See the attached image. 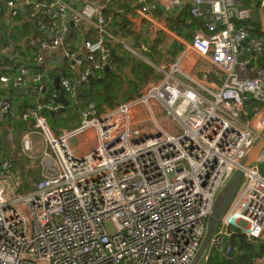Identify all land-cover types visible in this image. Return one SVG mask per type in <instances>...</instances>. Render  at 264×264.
Instances as JSON below:
<instances>
[{"label":"built area","instance_id":"built-area-1","mask_svg":"<svg viewBox=\"0 0 264 264\" xmlns=\"http://www.w3.org/2000/svg\"><path fill=\"white\" fill-rule=\"evenodd\" d=\"M139 2L137 12L182 43L181 52L155 65L148 46L118 40L161 74L141 95L100 113L89 104L81 125L61 135L50 129L41 107L23 115L34 127L22 134L21 147L25 155L40 149V174L20 190L13 164L0 159V264H191L218 193L261 137L264 65L253 56L263 55L264 42L252 36L248 20L264 26L262 7L254 0H176L202 20L184 41L153 20L158 1ZM109 4L5 0L13 17L31 9L41 29L53 31L51 41L41 42L44 49L64 44L71 20L78 31L95 30L98 37L84 38L81 52H66L76 71L88 63L79 83L114 67ZM29 73L28 66L1 73L0 84L23 85ZM35 75L36 82L44 79ZM61 84L75 94L72 77ZM10 109L1 97L0 112ZM85 134L79 151L73 140ZM263 163L264 149L243 168L200 264H208L212 250L230 258L238 248L231 241L236 228L248 239L264 237Z\"/></svg>","mask_w":264,"mask_h":264},{"label":"crops","instance_id":"crops-1","mask_svg":"<svg viewBox=\"0 0 264 264\" xmlns=\"http://www.w3.org/2000/svg\"><path fill=\"white\" fill-rule=\"evenodd\" d=\"M69 1L73 8H80L86 3H110L108 29L111 36L107 38V45L114 57V67H111L108 72L103 71L101 73V76L106 73L105 83L99 80H94L99 84L94 83L92 85L88 84L89 81L87 83L78 82L82 93L75 90V94L70 95L65 91L67 99L71 103L65 111L51 114L48 111L51 110L50 107L62 105L53 100L45 99L46 94L57 95L59 93L56 88V80L60 76V85L62 86L61 79L63 77L69 76L68 74H78V71L71 67L73 60L66 54L67 50L81 52L84 38L95 40L98 36L94 29L80 27L79 31H73L74 34H71L69 38L65 35L63 45L44 49L41 42L43 40L51 41L53 36L52 34L48 36L44 29H41L39 19L34 17V11L26 8L25 13L13 17L10 9L5 5V0H0V74H17L21 66L30 68L28 79L23 85L0 84V98L8 100L11 108L8 115L0 112V148L2 149L0 159L8 160L13 164L14 178L20 182V190L25 188L24 185L29 186L40 174L38 169L33 170L28 165V162H32L34 167L37 166L36 160L32 161L27 156L28 160L23 158L21 155L22 147L16 156L14 153L16 148L19 149L20 147L19 140L21 141L22 134L34 127V119H23L25 113L41 107L39 113L45 118L50 129L56 135H61L81 125V113L89 104L93 103L98 113L112 109L122 102L141 95L151 82L161 78V74L155 71L152 64L127 51L123 43L118 40L138 49L145 45L148 46L147 57L155 65H167L175 61L183 47V44L177 39L157 27L155 23L145 20L137 12L138 7L141 6L139 0ZM150 1L159 2V9L152 13L153 20L184 41L191 40L193 31L202 25V20L191 15L189 4H175L176 0H147L148 3ZM38 54L42 55L41 61L34 60ZM86 65L88 63L79 65L82 66L80 72L85 70ZM145 65L150 69L146 79ZM36 73L43 74L44 79L36 82L34 80ZM73 82L77 85L74 78ZM135 82L136 90L131 89ZM41 86L45 88L44 91L40 90ZM49 118L66 119L67 125L52 126L49 123ZM5 134H7V142L1 137ZM13 135L15 138L12 137ZM86 135H80L77 141L73 140V146L77 150L80 151L81 144L88 140ZM236 240L240 239L238 237L231 238V241L235 242L239 249ZM260 240L264 241V237ZM228 260L231 262L229 263ZM227 263L238 264L233 256L227 259Z\"/></svg>","mask_w":264,"mask_h":264},{"label":"water","instance_id":"water-1","mask_svg":"<svg viewBox=\"0 0 264 264\" xmlns=\"http://www.w3.org/2000/svg\"><path fill=\"white\" fill-rule=\"evenodd\" d=\"M262 12H263V19H264V2L262 5ZM35 26V25H34ZM73 31H77V28H75L73 20L70 21V30L67 32L66 37L69 38ZM110 69L109 66H106L104 69L105 72H108ZM70 77H73L75 82H77V85L75 86V90L78 91V93L81 92L79 88L78 82L81 80V74L80 70L78 69V74H68ZM66 76V75H65ZM105 77L106 73H104L102 76L94 77L89 76V81L99 80L103 83H105ZM60 78L61 76L56 80V88L58 89L59 93L57 95L52 94H46L45 99H50L55 102L60 103L62 106H59L58 109L55 110H48L51 114H57L60 111H65V109L69 106L71 101L67 99L65 89L60 85ZM43 91L45 88L42 89ZM82 93V92H81ZM46 109V108H44ZM48 109V108H47ZM264 149V132L262 133L259 140L255 143V145L252 147V149L245 155V157L240 161V166L234 171L231 179L228 181V183L223 187V189L218 193L215 202L213 204V208L211 213L209 214V217L207 219V227L206 232L203 237V240L201 242V245L196 252L191 264H199V262L202 261L203 257L205 256L206 252L208 251L209 244L211 242V239L213 237V234L218 226V224L221 222L223 217L228 212L232 201L238 191V187L240 185V182L243 177V168L248 167L249 165L255 163L257 159L259 158L260 154L262 153ZM232 237H238L242 240V235L240 233H234ZM230 263L231 260H228Z\"/></svg>","mask_w":264,"mask_h":264},{"label":"trees","instance_id":"trees-1","mask_svg":"<svg viewBox=\"0 0 264 264\" xmlns=\"http://www.w3.org/2000/svg\"><path fill=\"white\" fill-rule=\"evenodd\" d=\"M263 1L264 0H256V2H255V0H254L255 7L260 9ZM248 22L251 25L250 32H251L252 36L255 37V38L261 39L264 42V26H263V24L261 22H251L250 20H248ZM44 31H45V33L48 36L49 35L51 36V34L53 36V34H54L53 31L52 32L51 31H47V30H44ZM72 34H74V32ZM253 58H254V60L256 62L258 60L259 64L264 65V53H263L262 56L259 57V59H258V56H255V55L253 56ZM149 70H150L149 67L147 65H145V69H144L145 79L148 76ZM94 83L99 84L98 82H94V81L93 82L89 81L88 84L92 85ZM0 151H2L1 148H0ZM262 170H263V173H264V165H263ZM235 230L237 232H239V233L241 232L240 229L236 228ZM236 242H237V244L239 246V249L233 254V257H235V259L237 260L238 264H240V262L242 261L241 259H244V257H245L243 254L240 253V250H241L240 246H242V244H245V243H246L245 245H246V248H247V252L256 250L257 260L259 258L264 257V241H262L260 239H254V240L253 239H248L244 234H242V240L241 239L240 240H236ZM208 264H228V263H227V259H223L221 254L217 250H212L211 253H210V258H209Z\"/></svg>","mask_w":264,"mask_h":264},{"label":"rangeland","instance_id":"rangeland-1","mask_svg":"<svg viewBox=\"0 0 264 264\" xmlns=\"http://www.w3.org/2000/svg\"><path fill=\"white\" fill-rule=\"evenodd\" d=\"M258 18H261V16H259V17H257V19ZM256 19V20H257ZM145 84H146V82H145ZM136 85V82H135V84H133L132 86H134V87H132L131 86V89H134V90H136L137 89V87L135 86ZM49 123H50V125H57V126H62V125H64V126H66L67 125V121H66V119H62V118H60V119H53V118H49ZM264 132V131H263ZM6 142H7V134H5V135H2L1 136ZM13 138H15V135H13L12 136ZM77 139H78V137H76V138H74V140L75 141H77ZM9 142H12V141H9ZM19 143H20V147H19V149L18 148H16V150L14 151V153H15V156H16V154H17V152L19 153V150H20V148H21V141L19 140ZM7 145V144H6ZM4 146V145H3ZM12 151V150H11ZM40 149H38V148H35V149H33V151H30V152H28V154H24V152H23V150H22V153H21V155L23 156V158H26V156L28 157V159H30V160H32V161H37V166H35L34 167V164L32 163V162H28V165L30 166V168L31 169H38L39 170V156H40ZM10 155V154H9ZM30 157H32V158H30ZM27 158H26V160H28ZM264 165V164H263ZM263 165H262V168H263ZM25 186V188L23 189V190H26L27 189V187H28V185H24ZM21 190H22V188H21ZM246 244V243H245ZM245 244H242V246H240V253L241 254H243L245 257H244V259H241L242 261L240 262V264H256L257 263V253H256V250L255 251H248L247 252V248H246V245ZM245 245V246H244ZM263 258V257H262ZM259 259H261V258H259ZM257 264H261V262H259V263H257Z\"/></svg>","mask_w":264,"mask_h":264},{"label":"clouds","instance_id":"clouds-1","mask_svg":"<svg viewBox=\"0 0 264 264\" xmlns=\"http://www.w3.org/2000/svg\"><path fill=\"white\" fill-rule=\"evenodd\" d=\"M263 2H264V1H263ZM261 7H262V6H261ZM261 10H262V8H261ZM262 17H263V12H262ZM235 231H236V230H235ZM234 233H235V232H234ZM234 233H233V234H234ZM236 233H239V232L236 231ZM233 234H232V235H233ZM240 234L242 235L243 233L240 232ZM231 238H232V236H231ZM233 243H234V242H233ZM236 246H237V245H236ZM237 250H238V248H237ZM237 250H236V251H237ZM236 251H235V252H236ZM232 256H233V255H232ZM232 256H231V257H232ZM231 257H230V258H231ZM230 258H228V259H230ZM199 263H200V262H199Z\"/></svg>","mask_w":264,"mask_h":264}]
</instances>
